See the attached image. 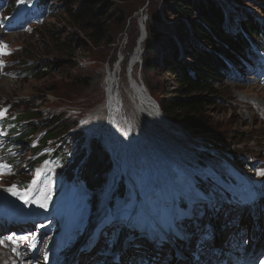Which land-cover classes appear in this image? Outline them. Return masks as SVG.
I'll return each instance as SVG.
<instances>
[{
    "label": "rangeland",
    "instance_id": "374dc122",
    "mask_svg": "<svg viewBox=\"0 0 264 264\" xmlns=\"http://www.w3.org/2000/svg\"><path fill=\"white\" fill-rule=\"evenodd\" d=\"M86 1L88 0H49L46 13L41 15L36 5L38 0H0V112L3 113L0 115V121L10 116L12 120L16 115L34 110L38 113L35 121H37L36 129L39 130L30 141L24 139L16 143L18 148L16 159L12 156L7 159L3 148L15 145L14 141L25 133L27 122L23 123L20 133L12 136L9 135L10 129L0 124V188H7L10 175L15 172L16 179L10 184L15 185L16 189L21 182L27 184L25 189L23 188L22 191L17 189V191L23 195L27 193L29 198V189L32 181L37 177V172L48 166L50 175L44 188L47 206H53L59 202L69 188H72L75 194H80L71 199L68 213L56 218L58 221L52 225L53 218L43 210L33 208L30 203L25 204L23 200L19 201L17 196L0 193V220L6 216H12L33 223L31 228H18L17 232L9 230L17 235L26 234L23 235L26 236L24 239L15 241L24 242L28 251L32 253H39L41 248L46 250L53 240L58 244L66 234H68L66 239L70 240V247H65L67 253L82 242L83 233L87 230L75 239L73 229L80 218V224H83L90 216L93 206L90 202V194L81 186L71 187V183L59 179L68 178L66 175H61V172L67 168L72 167V170L76 166H82V169L89 168L88 163L94 158H98L101 164L106 163L107 159L108 162L111 160L114 155L112 152L114 136L107 121L106 101H113L117 97L119 113L124 114V124L128 128L123 129L126 132L130 130L132 139L139 142H133L134 145H145L153 151L157 172L166 174L155 185L156 188H160L154 192L157 196L154 199L155 205L167 204L170 209L171 206H176L179 198L184 196H193V202L199 204L206 196L201 192L202 188L209 189L208 193L212 190L217 192L216 196L221 197V201L227 199L233 201L229 199L233 198L231 195L226 196L219 191L222 186L225 187L229 183L233 185L227 189L236 196L247 194L244 185L255 195L258 192L257 186L250 181L254 179L253 172H256L255 176L262 181L258 188L264 192V95H262L264 94V53L260 52L263 43H254L256 57L242 54L237 64L228 63L223 78L215 84L218 100L207 114L208 129L204 133L191 131L167 118L165 119L167 121L160 120L158 116H155V112L151 111V107L142 103L141 100L146 96L139 97V103L137 101L134 103L136 112L144 118L135 113L132 105V100L135 98L133 90L140 95L132 79L137 80L138 84L143 83L147 89L149 87L148 91H151L150 94L153 93V99L158 105L168 102L169 96L175 95L176 91L173 90L177 87L173 75L167 72L162 73V70H166L165 66L159 65L161 69L159 73L148 72L144 61L146 42L138 45L142 26L146 27L151 22L160 34L161 40L157 44L158 55L155 61L158 64L162 54L166 56L173 50L176 52L179 50L180 59L185 60L187 49L180 36L183 34L181 26H188L187 21L174 12L170 0H104L110 4L107 21L115 42L97 48L92 46L84 31L69 16V10H79ZM197 1L204 5L210 2L226 15L225 25L228 28L232 26L239 28L243 20L251 18L264 32V11L260 7L261 0ZM122 15L127 18L123 24L119 22ZM70 39L75 41L74 52L69 54L61 51L59 47L64 41L72 42ZM193 39L197 46L202 42L194 34ZM171 45L177 48H172ZM162 63L165 64V62ZM35 64L42 75L27 78L25 75L17 74L22 69L31 68L30 66ZM249 68H255L258 76H246ZM109 85L116 87L115 92L109 91ZM250 85L254 88H247L246 91L245 88ZM252 89L254 92L250 91ZM259 92L261 95H258ZM146 99L148 100L147 97ZM152 106L156 111L154 105ZM99 110L102 113L99 117L96 116L101 120L98 123L96 117L92 115ZM238 110L242 112L244 118H249L252 114L250 110H252L257 116V121L252 125L246 119L240 120L237 117L235 119L234 113ZM67 116L76 120L71 122L66 119ZM151 119L157 123H152L154 121ZM104 120L106 124L103 123ZM95 123L98 125L96 128L93 127ZM106 125L108 134L104 132ZM47 131L57 134L56 137L49 139L48 147L44 150L51 163L39 165L31 171L33 160L38 156L36 153L39 138L46 136ZM168 133L172 138L168 137ZM176 143H178L176 147L179 152L190 155L189 163L183 161L179 162L175 169L165 168L157 146L162 145L164 149H173L170 145ZM213 143L216 145H212ZM95 145L98 147L92 150ZM204 146L207 147L204 148ZM124 147L126 148L125 145ZM208 147H214L215 150L214 148L209 150ZM164 149L167 155L173 156ZM214 151L216 153L213 154ZM125 153L130 154L127 150ZM125 153L122 155L125 156ZM131 153L134 154V158L137 154L136 149ZM122 155H116L118 161ZM108 162L107 166H110ZM121 173L116 171L114 176H111L113 178L111 183L106 181V177L101 178L102 185L98 192L102 188L111 189L114 184L121 189L120 182L123 185V182L127 181V178L119 179ZM88 176L91 182L97 184L98 178L94 176L93 171H89ZM79 181L78 177L76 182ZM184 181L190 188L183 183ZM59 182L62 183V187L59 193L54 195L56 190L53 188ZM51 194L54 198H51ZM4 196L8 198L6 203L3 202L6 201ZM185 199L188 201L189 198ZM233 202L237 203V201ZM89 206L90 209L87 211L85 208ZM169 209L166 206L165 213ZM200 210L201 208H198V212ZM183 212L190 216L189 210ZM108 217L109 215L97 221L93 217L90 222L93 225H99L104 221V228L102 227L104 231L119 232L120 230L116 229V225ZM224 217L227 220L222 222L224 227L235 225L230 224L231 220H228L231 214ZM212 220L203 214L197 222V228L206 231L208 223ZM218 227L220 228L221 224H218ZM218 227L213 229L215 235L219 233ZM210 230L211 228L208 229ZM0 231H2L1 227ZM196 240L197 237L194 235L193 241ZM107 242V235L96 240L97 245H106ZM4 253V250L0 248V255ZM51 254H53L52 251L48 252V257ZM22 259L20 255L14 257L9 254L3 264H38L40 262L38 259L31 262L28 259Z\"/></svg>",
    "mask_w": 264,
    "mask_h": 264
},
{
    "label": "trees",
    "instance_id": "16d2710c",
    "mask_svg": "<svg viewBox=\"0 0 264 264\" xmlns=\"http://www.w3.org/2000/svg\"><path fill=\"white\" fill-rule=\"evenodd\" d=\"M48 1L39 0L38 4L42 12L46 11ZM170 5L175 10L174 12L183 17L188 23V26H181L183 34L181 35L182 37L180 36L185 49H187L185 60L180 59L179 50L177 52L173 50L166 56L162 54L158 59L159 63L156 64V56L158 55L157 44L160 43L161 39L158 30H155L154 25L150 22V24L146 25L148 39L145 40L146 43L144 44L145 66L150 73H159L161 72L159 65L165 66L166 70H162V73L167 72L176 79L177 87L173 90L176 91L175 95L169 96L168 102L159 104L163 116L185 129L204 133L208 129L207 114L218 100V90L215 84L219 82V79L223 78L228 63L237 64L242 54L254 55V43L264 42V32L251 18L243 20L241 26L239 28L236 27L237 29L233 26L230 28L226 27V15L210 2L204 5L197 0H170ZM260 5H262L260 7L264 11V0H261ZM109 12L110 4L106 1L88 0L79 10H69V16L84 31L92 46L99 48L104 44L111 45L115 42L112 39V32L107 21ZM126 20L127 18L123 15L119 18L121 24L125 23ZM193 34L202 41L198 43L199 46L195 45L197 43L194 42ZM70 40L72 42L64 41L61 44L59 47L61 51L69 54L74 52L73 43L75 39ZM79 42V45H81V41ZM172 48L177 47L173 45ZM261 50L264 53L262 46ZM162 62H165V64ZM30 67L22 69L17 74L25 75L27 78L42 75L36 64ZM151 94L153 95V93ZM37 116L38 113L31 110L18 115L12 120L7 117L1 120L0 124L9 128L11 133L18 134L22 125H24L23 123L27 122L25 133L17 138L15 144L24 139L30 141L35 133L39 131L36 129L37 121L35 119ZM234 118L236 119V116ZM71 119L72 117L67 120L71 121ZM55 135L57 134L47 131L46 136L43 135L40 139V145L37 148L39 154L37 163L50 161L44 150L48 147L49 139L56 137ZM212 145L215 146L216 144L213 143ZM16 147V145H13L11 149ZM97 147L95 145L92 150ZM107 162L108 159L103 164L98 158L92 159L88 163L89 168L79 170L81 177H79L78 185H82L88 193L95 191L97 186L94 182H91L88 173L93 171L94 176L101 180L100 177L109 171L110 166H107ZM108 164L110 165V160ZM34 165L35 163L32 164L31 170ZM72 171V167L67 168L61 172V175H66L67 179L72 181L75 177ZM182 206H185L184 201Z\"/></svg>",
    "mask_w": 264,
    "mask_h": 264
},
{
    "label": "bare ground",
    "instance_id": "6f19581e",
    "mask_svg": "<svg viewBox=\"0 0 264 264\" xmlns=\"http://www.w3.org/2000/svg\"><path fill=\"white\" fill-rule=\"evenodd\" d=\"M143 25H145V24H143ZM142 29H143V26H142ZM143 42H145V40L144 41L141 40V42L138 45H140ZM141 53H142V51H141ZM141 57H142V55H141ZM138 62H139V60H138ZM130 68H131V66H130ZM250 77H253V76H250ZM252 80H254V78H252ZM132 81L135 84L137 83V80L132 79ZM130 84H131V82H130ZM136 88H137V86H136ZM247 88H254V87L253 86L251 87V85H250V87L245 88L246 91H247ZM137 89H138L140 95L137 94V92L135 90H133L135 98H134V100H132V102H133L132 105H133V109H134L135 113L138 116H141L142 118H144L141 114L136 112L134 103L136 101L139 103V100H138L139 97L146 96L148 98V100L146 99V97H144L141 100L142 103L144 105H146L147 107H151V111L155 112V116H158L160 118L158 112H160L159 109H161V108L153 99L154 96L152 94H150V91H148V89L146 91H144L143 88L139 89V87ZM131 90H132V88H131ZM250 91L254 92V89H252ZM259 93L260 94H258V95H261V92H259ZM262 95H264V94L262 93ZM117 99H118V97H117ZM117 99L113 100V102H110V103L107 102V110H108L107 121L109 122L108 125H109L110 129L112 130V134L114 136L115 141H117L116 144L114 146H112V149L115 150L116 155L117 154L122 155L123 153L121 152L120 147L123 143L126 146V148H128L127 149L128 152L131 153L134 149H136L137 154L132 159L129 156V153L124 152L125 156L122 155L123 157L121 156L122 158L120 157L121 159L119 158V161H118V159H116V156L113 155L111 160H110L109 171L104 176L107 179H109L115 171H121L122 176H124V174L126 175V173H127L129 183L132 185H135V186L137 184L140 185L141 188L144 190V192L147 194L150 191L146 188V184L141 185L139 183L140 181H142L141 179L146 180L148 178V175L145 173V172L148 173V170L146 167H148L150 169L151 178L153 179L155 185L157 184L156 182L159 181V179L161 180V176L157 173L158 168H157V164L155 162V155H154L153 151L151 149H149L148 147H146L145 145H143V146L142 145L139 146V144L134 145L133 141L138 142L137 140H135V139L128 140L127 136L124 139L125 133L127 135H129L130 130L126 132L123 129V128H125V129H128V128L124 124V119H123L124 114L119 113L118 104L116 101ZM114 105H116V108L114 107ZM152 105H154V107L156 108V111H154V108ZM237 106H239V105H237ZM250 111L252 112V114L249 118H244V116L242 115V112L240 110H238L234 114L237 117V119H240V120L246 119V121H248L250 124L253 125L257 121V116H256L255 112H253L252 110H250ZM101 113H102V111L99 110L95 113V115H92V116L99 117L101 115ZM97 117H96V122L99 123V121H101V120L97 119ZM68 118H70V117L67 116L66 119H68ZM75 120H76L75 118H72L71 122H74ZM160 120L167 121V120H164L161 118H160ZM152 121H154V120H152ZM103 123L106 124V120H104ZM152 123H157V122L154 121ZM97 126L98 125H96V123L93 125L94 128H96ZM157 127H159V126L157 125ZM104 128H105L104 132L106 134H108V126L106 125V126H104ZM156 135H158V134H156ZM115 137H117V140ZM168 137L172 138L170 133H168ZM129 143L131 144L132 147H133V145L135 147L130 148V146H128ZM124 145H122V147H124ZM177 145H178V143H176L174 145H170L173 147V149H164L162 145L157 146L158 151H159V155L161 156V162L165 166V168L175 169V166L179 162H183V161H187L189 163L188 159L190 158V155L183 154V153L179 152L177 150V147H176ZM163 149L168 151L169 153H171L173 156L170 157L169 155H167V153H165L163 151ZM114 150H112L113 154H114ZM124 167L126 168V170L124 169ZM39 173H40V176H39V180H38L37 184L35 185L34 188H31V190H29L30 197L28 198L29 199L28 203H30L33 206V208L41 209L45 213H47L48 216H51L53 218L52 225H54V222L58 221V219H56V218H60L61 215L63 213H65V211H68V209L70 208L71 203H72L71 199L74 197L80 196V194H75L74 193L75 191H73L72 189L69 188L65 191L61 200L59 202H57L55 205L40 207L39 206L40 202L43 201L44 197H46V195L44 194V188H45V185L47 182V178L50 175V169L48 166H45ZM253 173H254V179H250V181L257 186V188H256V190L258 191L257 194L258 195L261 194L262 200H264V192L258 188V186H260V183L262 181L259 180L255 176V175H257L256 172H253ZM15 176H16L15 172L11 173L10 179L8 180L7 185H6L7 188L1 187L0 193L4 192V195L14 196V195H12L11 192L7 191V189L11 188L9 186H12L10 183H11V181L16 179ZM183 183L189 187V185L185 181ZM232 185L233 184L229 183L225 187L222 186L219 191L223 192L227 188H230L229 186H232ZM24 186L27 187V184H23V182H21L20 185L18 186L19 188H17V189L22 191ZM244 187H245V191L247 192V194L246 195L242 194L243 198L241 195L242 202H243L242 206L238 203L233 202V201L224 200V197H222L224 201H221V199H220L221 197L219 198L218 195L216 197L210 196V197H207L205 199V201L203 202L201 207L206 210V213H204V214L207 217H210L211 219H213L211 221V223H208L206 231H203V230L197 228V224H198L197 222L199 221V215L194 214L195 209H196V207H194V206H190V209H189L190 216H188L183 211L178 210L177 208H176V210L169 212L167 214V217L169 220L170 227H168L165 224L164 214H159L160 212H147V209L142 210L139 207V203H142L143 199H145V198H150L152 196V194L146 195L143 193L141 200H140V197L138 195H132L131 204L128 207H124V205L121 204L120 202L113 201L114 205L118 209V210H116V209L115 210H116V214L119 216V219L124 217V221H121V222L126 224V225L122 229V232H116V231L107 232L104 230L86 231L83 235V243L78 245L77 247L73 248L71 250L70 254L67 255V258H64V250H63L64 238L58 244H56L54 240L51 241L48 248L46 250H45V248H41L39 253L29 252L28 249L26 248L25 243L22 241L16 242L15 239H13V241H15V242L9 241L7 239V237H9V236L6 235L9 232V230L16 231L18 228H22V229L24 227L31 228L33 226V223H30L27 221L25 222L21 219H16L15 217H12V216H6L0 220V222H1L0 227L2 228V231H0V241H4V244L0 243V248H2L5 252L3 255H0V264H3V261L7 258V255H9V254L11 256H14V257L17 255H20L23 258L22 260L28 259L30 262L38 259L40 261L38 264H56V263L84 264L94 252L93 248L88 247L89 244L100 239L101 236H104V235L108 236V242L106 244H107L108 249L112 253L121 254V253L127 252V253H131L132 255H137L140 253H146L147 255L148 254H156L158 256H161V255H163V253H166L167 248H168V249H170L169 252H171V254H176L181 249L185 248L186 246L191 247L193 245V243H194L193 238H194V235H195L197 230L201 231V233L204 236H211L212 230L213 229L215 230V228L218 226V224L220 225V224H222L223 221H227L224 216H227L228 214H231V217L228 220L235 219L237 222H241L242 220H245L246 214H243V216H242V211L245 209V206L248 202V199L254 198V194H252V191L250 192V190L247 188V186L244 185ZM17 189H16V191H17ZM157 189L159 190L160 188L159 187L156 188V186H155L153 188V191L155 192ZM21 196H23V194H21ZM221 196H223V195H221ZM3 198H4V200H6L3 202H5V203L8 202V198L6 196H4ZM17 198L19 201L22 200L20 196H17ZM51 198H54L52 196V194H51ZM100 199H101V193H97L95 195V200L97 202V205L100 204L99 203ZM112 209H114V208H111L110 205L100 207L96 213L95 219L98 220V219L105 218L107 215H110V211ZM87 211H88V209H87ZM83 213H84V211H83ZM256 214L258 216H260L258 213V210H256ZM110 218H113V217H108V219H110ZM143 219L147 220L146 223H148L152 227V229L155 230V232L157 234V237L154 240H150L146 236L145 233L142 234V236L145 237L146 240L152 242V244L155 246L154 249L146 250L140 244H136L137 241L134 239L133 229L136 226L138 227V229L141 232L144 231V228H143L144 224L142 223ZM209 228H211L210 231H208ZM130 232H132L131 235H130ZM259 234H261V231ZM23 235H26V234H23ZM25 237L26 236H22L21 238L24 239ZM43 245H44V243H43ZM15 248L17 249V251H13V249H15ZM50 251H52L53 254H51L48 257V252H50Z\"/></svg>",
    "mask_w": 264,
    "mask_h": 264
},
{
    "label": "snow or ice",
    "instance_id": "6c2138e0",
    "mask_svg": "<svg viewBox=\"0 0 264 264\" xmlns=\"http://www.w3.org/2000/svg\"><path fill=\"white\" fill-rule=\"evenodd\" d=\"M0 115H3V113L0 112ZM39 176H40V173L38 171L37 172V178L32 181V185L30 186L29 190H31V188L35 187V185L37 184V182L39 180ZM7 191L11 192L12 195H14V196H20L25 204H27L29 202V200L27 198V193H24V195L21 196V194L18 191H16V186L15 185H13L11 188H8ZM46 201H47V197H44L43 201L40 202L39 206L40 207H46L47 206ZM7 239L9 241H13V237H11V236L7 237ZM13 242H15V241H13ZM0 243H3V241H0Z\"/></svg>",
    "mask_w": 264,
    "mask_h": 264
},
{
    "label": "water",
    "instance_id": "95a60500",
    "mask_svg": "<svg viewBox=\"0 0 264 264\" xmlns=\"http://www.w3.org/2000/svg\"><path fill=\"white\" fill-rule=\"evenodd\" d=\"M146 27L145 26H143V29H142V34H141V36H140V38H139V41H138V43H140L141 42V40H145V35H147V31H146V29H145ZM130 65V64H129ZM131 69V68H130Z\"/></svg>",
    "mask_w": 264,
    "mask_h": 264
},
{
    "label": "built area",
    "instance_id": "2783aa9c",
    "mask_svg": "<svg viewBox=\"0 0 264 264\" xmlns=\"http://www.w3.org/2000/svg\"><path fill=\"white\" fill-rule=\"evenodd\" d=\"M142 34V33H141ZM147 39V35H145V40Z\"/></svg>",
    "mask_w": 264,
    "mask_h": 264
}]
</instances>
